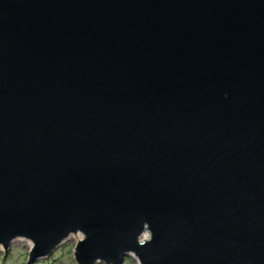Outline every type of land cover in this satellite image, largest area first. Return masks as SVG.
Returning <instances> with one entry per match:
<instances>
[{
	"label": "water",
	"instance_id": "obj_1",
	"mask_svg": "<svg viewBox=\"0 0 264 264\" xmlns=\"http://www.w3.org/2000/svg\"><path fill=\"white\" fill-rule=\"evenodd\" d=\"M76 233V264H264V0H0V247Z\"/></svg>",
	"mask_w": 264,
	"mask_h": 264
},
{
	"label": "rangeland",
	"instance_id": "obj_2",
	"mask_svg": "<svg viewBox=\"0 0 264 264\" xmlns=\"http://www.w3.org/2000/svg\"><path fill=\"white\" fill-rule=\"evenodd\" d=\"M77 234V233H76ZM76 234H71L68 239L58 245L48 256L34 259L30 264H76L73 257V248L78 241ZM80 234V233H78ZM32 242L28 239H14L7 251L0 247V264H27L30 260L29 253ZM95 264H105L97 262ZM122 264H139L135 255H127Z\"/></svg>",
	"mask_w": 264,
	"mask_h": 264
},
{
	"label": "bare ground",
	"instance_id": "obj_3",
	"mask_svg": "<svg viewBox=\"0 0 264 264\" xmlns=\"http://www.w3.org/2000/svg\"><path fill=\"white\" fill-rule=\"evenodd\" d=\"M81 237H82L81 234H76V235H75V238L78 239V240H79ZM145 238H147V234H144V235L141 236V239H145ZM139 264H140V263H139Z\"/></svg>",
	"mask_w": 264,
	"mask_h": 264
}]
</instances>
